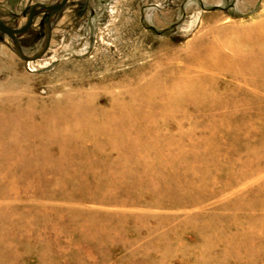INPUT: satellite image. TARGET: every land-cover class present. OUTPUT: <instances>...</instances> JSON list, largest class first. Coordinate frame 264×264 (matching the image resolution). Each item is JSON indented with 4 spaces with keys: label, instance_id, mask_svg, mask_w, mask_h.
<instances>
[{
    "label": "rangeland",
    "instance_id": "374dc122",
    "mask_svg": "<svg viewBox=\"0 0 264 264\" xmlns=\"http://www.w3.org/2000/svg\"><path fill=\"white\" fill-rule=\"evenodd\" d=\"M0 264H264V0H68L34 61L0 32Z\"/></svg>",
    "mask_w": 264,
    "mask_h": 264
},
{
    "label": "water",
    "instance_id": "95a60500",
    "mask_svg": "<svg viewBox=\"0 0 264 264\" xmlns=\"http://www.w3.org/2000/svg\"><path fill=\"white\" fill-rule=\"evenodd\" d=\"M67 2L68 0H54L47 5L40 3L27 5L21 13L23 21L16 28L8 26L0 19V32L9 37L12 43V49L19 58L25 61H34L45 54L51 41L53 21L66 6ZM40 14L45 15L42 40L38 49L33 54L27 55L20 45L18 35L23 33L33 22V18Z\"/></svg>",
    "mask_w": 264,
    "mask_h": 264
},
{
    "label": "crops",
    "instance_id": "0c3cea01",
    "mask_svg": "<svg viewBox=\"0 0 264 264\" xmlns=\"http://www.w3.org/2000/svg\"><path fill=\"white\" fill-rule=\"evenodd\" d=\"M44 1L46 0H8L9 3H12L14 5H26L27 3H30V2H41L40 4H43ZM43 2V3H42ZM34 4V3H32ZM46 5V4H44Z\"/></svg>",
    "mask_w": 264,
    "mask_h": 264
},
{
    "label": "bare ground",
    "instance_id": "6f19581e",
    "mask_svg": "<svg viewBox=\"0 0 264 264\" xmlns=\"http://www.w3.org/2000/svg\"><path fill=\"white\" fill-rule=\"evenodd\" d=\"M37 49H38V48H37ZM37 49H35L33 52H35ZM24 52H25L27 55H29L27 51H24ZM107 78H108V77L105 76V77L103 78V79H104L103 81L107 80ZM112 86H113V87H117V83H113ZM107 105H108V104H107ZM8 144H15V140L13 141V138H9V139H8Z\"/></svg>",
    "mask_w": 264,
    "mask_h": 264
}]
</instances>
